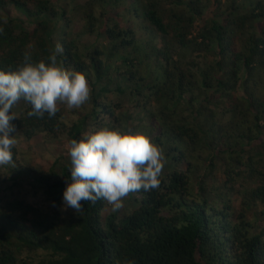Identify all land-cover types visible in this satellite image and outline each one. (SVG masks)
<instances>
[{"label":"trees","instance_id":"1","mask_svg":"<svg viewBox=\"0 0 264 264\" xmlns=\"http://www.w3.org/2000/svg\"><path fill=\"white\" fill-rule=\"evenodd\" d=\"M72 1L0 0L2 10L14 4L32 24L18 31L19 18L0 15V70H15L26 55L47 62L59 43L57 62L92 83L90 111L80 119L66 125L60 111L29 117L27 104L12 121L17 136L79 140L89 117L108 115L106 127L147 134L171 166L164 165L159 188L130 193L127 212H113L105 200L84 201L75 212L62 205L71 162L56 170L57 159L39 176L7 165L14 174L2 179L0 264H264V217L233 223L229 197L216 194L225 202L212 203L201 194L229 186L243 195L244 210L248 195L264 216V0ZM77 19L96 36L93 46L69 36ZM201 50L213 59L199 63L193 54ZM109 90L132 95L137 115L115 113L116 104L105 103ZM148 94L163 100L156 110ZM206 158L216 162L204 165L187 199L190 175ZM219 162L225 177L214 189ZM31 177L43 188V209L16 189Z\"/></svg>","mask_w":264,"mask_h":264},{"label":"clouds","instance_id":"2","mask_svg":"<svg viewBox=\"0 0 264 264\" xmlns=\"http://www.w3.org/2000/svg\"><path fill=\"white\" fill-rule=\"evenodd\" d=\"M62 46L57 43L55 54L47 62L24 63L15 70H0V166L14 163L17 145V117L12 109L18 102L30 105L29 117H53L58 104L79 108L91 94L83 73L70 70L57 62ZM71 182L62 193V205L75 212L82 202L105 200L118 211L130 193L159 188L165 165L163 150L143 132H126L119 128L101 127L86 132L68 147Z\"/></svg>","mask_w":264,"mask_h":264},{"label":"rangeland","instance_id":"3","mask_svg":"<svg viewBox=\"0 0 264 264\" xmlns=\"http://www.w3.org/2000/svg\"><path fill=\"white\" fill-rule=\"evenodd\" d=\"M57 3H60V0H53ZM84 0H73L71 3V6L76 5L77 3H82ZM9 15L13 18H19L22 23H20V27L18 28V31L20 29H27L28 31L31 30L32 24L28 17L26 16L25 12L14 6V4L8 3L4 9L2 10L0 8V15ZM207 16L204 15L203 18H200L197 20V27H199L200 24L203 23L204 19ZM83 21L81 19H77L74 23L69 24L68 28V34L71 38L75 39V42L79 45V47L82 45H88L95 43L97 40L96 36L92 33H88L87 30H84ZM82 26V27H81ZM58 37L60 36V32L57 33ZM108 43L107 39H99L98 45H103L104 50L107 52L108 46H106ZM61 45V44H60ZM200 55V59H198L199 63H206L213 59V54L211 52L204 53L203 50L194 52L195 55ZM104 63L105 60L110 64V67L112 69L113 67V59H111L107 54L103 56ZM189 66L192 67V70L198 75V77H201V69L196 68L192 65V63H189ZM104 81V80H103ZM89 82V81H88ZM90 88L92 90V83L89 82ZM114 86V82L112 85L110 84L108 87ZM109 99L107 103L109 106H112L113 104H116L114 111L115 113L123 115L125 119H128V116L130 114L137 115V113L140 111L139 109H135L132 106V95L127 96H119L115 92H108ZM148 107L152 110H156L158 106H160V103L158 102L152 94H148ZM150 102V104H149ZM90 103H91V96L89 100L83 104L81 107L77 108H68L65 104H58V111L62 112L64 117L66 118L65 124H71L74 121H77V119H80L82 115L88 113L90 111ZM117 103L121 104L122 106L118 107ZM27 107V104L24 101H20L15 105L12 109L13 114H15L17 117H19L21 114L25 112V108ZM126 112V114H124ZM109 119L108 115H99L96 119L88 118V123L85 127L84 133L91 132L95 129L106 127L105 123ZM122 119V117H121ZM123 130V129H122ZM16 138L18 140V149L17 153L14 156L16 159V162H14V165H16L20 172H29L30 175H35L39 173L42 175V172L47 171L52 166V162L56 161L58 159L57 164H55V169L57 170L59 166L66 164L67 162H70V157L68 155V147H69V139L68 136L62 135V137L57 139H46L45 137L41 136H33L31 138H23L21 136H17ZM210 157V156H209ZM216 162L215 158L213 160H210L209 158H206L205 162L201 166L200 170L197 173L191 174L190 179L192 182V186L190 188L188 187L185 198L188 199V197H191L192 194H194L192 191L194 189V184L196 181H198L197 174L200 173V175L204 171V165L207 163ZM220 164V162H219ZM218 164V165H219ZM9 165V164H8ZM165 165H170V162L165 159ZM20 166V167H19ZM47 169V170H46ZM180 170L183 169V166L179 168ZM223 165L220 164V167H218L216 175H217V183H214V189L217 188V185H220L224 179V174L222 172ZM39 172V173H38ZM59 172V171H58ZM14 173H11L9 171V168L7 165L0 166V198L3 197L4 193H8V191L4 188L7 184H5L7 181V178ZM29 176V175H27ZM6 179V180H2ZM32 180L29 181V183L25 180H22V182L16 187L17 191L19 192L20 196L27 200L29 203L33 204L36 207H39L43 209V207H46L48 205V202L43 199V191L42 187L33 183L36 181L31 177ZM209 183V182H207ZM229 186L226 188L221 187V189H218L217 192H210V191H203L201 194L205 196L208 202H214L217 198V201H220L221 203H224L225 200L221 196L219 198L216 194H225L227 197H229L231 202V209L230 214L233 215L232 222L234 223H240L241 221H249V222H259L261 221L263 214L261 213V207L259 205L253 204L251 205V200L249 199V196H245L244 198V204H245V210L243 209V195H238L236 192L232 190H228ZM133 193H131L132 195ZM131 195L129 194L127 197L123 200V207L119 209V212H127L128 211V200L131 198ZM191 199V198H189ZM190 201V200H189ZM249 205V206H248ZM133 205H131L132 207ZM111 207V206H110ZM242 209L244 210V213H242ZM45 210V209H44ZM260 219V220H258ZM247 227H254V226H247ZM25 254L23 255V257Z\"/></svg>","mask_w":264,"mask_h":264}]
</instances>
